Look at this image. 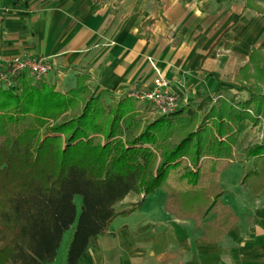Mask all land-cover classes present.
<instances>
[{"label":"trees","instance_id":"obj_1","mask_svg":"<svg viewBox=\"0 0 264 264\" xmlns=\"http://www.w3.org/2000/svg\"><path fill=\"white\" fill-rule=\"evenodd\" d=\"M245 8L264 13V0H245ZM1 73L7 79L0 80V264H48L74 222L66 264H78L91 237L139 208L183 163L178 178L189 188L170 191L165 210L195 224L216 210L204 230L208 242L238 221L219 200L216 161L209 159L203 167L202 159L232 158L235 126L246 120L256 125L264 117L259 86L264 84V46L253 48L238 70L247 97H220L200 115L177 107L143 119L130 92L119 97L108 89L94 93L86 73L76 75L75 86L67 91L27 73L11 75L7 67L0 66ZM243 152L254 163L241 181L264 178V136ZM205 180L206 190L200 187ZM129 192L141 198L117 208ZM76 195L82 200L78 215Z\"/></svg>","mask_w":264,"mask_h":264},{"label":"crops","instance_id":"obj_2","mask_svg":"<svg viewBox=\"0 0 264 264\" xmlns=\"http://www.w3.org/2000/svg\"><path fill=\"white\" fill-rule=\"evenodd\" d=\"M262 45L264 15L245 8V0H0L1 58L45 57L53 69L44 79L56 89L73 88L76 75L86 73L92 92L108 89L117 97L151 87L156 76L151 59L187 115H200L220 97L245 91L239 90L238 70ZM244 122L236 125V134ZM234 147L230 159H202L205 167L209 159L216 161L219 181L228 179L237 161L244 173L253 166L254 158L243 152L247 146L240 160ZM241 183L239 203L220 200L238 221L214 242L203 234L216 210L195 224L166 211L164 203L170 219L156 221V229L148 218L133 221L147 195L130 215L116 217L104 234L91 237L78 264H264V178ZM140 198L129 192L116 206Z\"/></svg>","mask_w":264,"mask_h":264},{"label":"rangeland","instance_id":"obj_3","mask_svg":"<svg viewBox=\"0 0 264 264\" xmlns=\"http://www.w3.org/2000/svg\"><path fill=\"white\" fill-rule=\"evenodd\" d=\"M250 10H252V9H250ZM252 11H254V10H252ZM254 12H256V11H254ZM256 13H258V12H256ZM258 14L264 15V13H258ZM244 23H246V22H244ZM259 44L260 43H256V45H259ZM263 46L264 45H262L261 47H263ZM261 47H258V48H261ZM259 86L261 87V90L264 92V84H260ZM231 93H233V92H231ZM245 95H246L245 91H240L239 93H237L236 96L238 99H242L245 97ZM178 99L179 98L177 97L176 98L177 107H178ZM135 106L137 107L136 113L139 116H141L143 119L151 120V119L155 118L156 116H158V114H155L154 112H152L151 107L145 103H142L140 101H136ZM235 129H236V126H235L234 130ZM235 134H236V130H235ZM263 136H264V117L261 118L259 123L256 125H254L250 121H248V122H244L243 125L239 126L237 128V134H236L238 141H237V144L234 145L235 146L234 148L236 149L235 151L239 150L240 152H235V157H236L235 159L240 160L241 158H243L244 157V155L242 153L243 147H246V146L248 147V146L252 145L254 142L261 140ZM187 161H189V160L186 159V162ZM248 162L250 164V161H248ZM183 165H184V163L180 167H178L177 169H173L170 171V173L167 177V181H166L165 186L157 188L154 192H152L148 195V197L145 200L143 207L139 211H137L133 215V217L131 218L133 221H135L136 219L148 218L151 222H153V224H155V229L157 227H159V224L157 223L159 220H165V222L169 221L170 217L168 214H166V212L163 209V204L165 203L166 192L169 193L172 190L184 191L187 188H189V185L186 184L184 180H181L178 178L179 175L183 172ZM189 167L192 170H195L193 168V166L190 164H189ZM203 167H205V166H203ZM243 167L244 166L242 165V163L237 161L235 164L230 166L231 170H229L228 179H220V181L218 179L219 173H216L217 178L215 180L216 183H214V186L215 187L218 186V188L222 191V194L220 195L219 200L224 201L225 198L226 199L232 198L233 200L235 199V201H234L235 203H239L241 201V199L237 196V193L242 189V186H240V185L242 184L241 180L245 174L243 172V169H242ZM236 178H238V180H240V181H237L238 182L237 187H235V186L229 187V185L234 184L233 181H235ZM225 181H228L231 183L225 184ZM207 186H208L207 180L202 181L200 184V187H202L205 190H206ZM226 189L228 191H225ZM74 203L76 205V211H77V215H78L82 209V200H81V197L79 195H76L74 197ZM116 207L119 208L120 206H116ZM235 208L237 210L239 209V211H240L239 206L236 205ZM214 215H215V212L210 213L209 216L206 218L208 219L209 217H214ZM119 221H121L120 218L115 220L114 225H117L116 223H118ZM75 225H76V222H74L63 233L62 240H61L60 246L57 250L56 256L48 264H66L67 250H68L69 244H70L72 236H73Z\"/></svg>","mask_w":264,"mask_h":264},{"label":"built area","instance_id":"obj_4","mask_svg":"<svg viewBox=\"0 0 264 264\" xmlns=\"http://www.w3.org/2000/svg\"><path fill=\"white\" fill-rule=\"evenodd\" d=\"M149 61L156 71L151 87L139 91L132 90L129 96L136 101L149 105L155 114L164 115L174 112L177 109V95L171 91L169 80L161 75L151 59ZM0 66L7 67L11 75L27 73L35 80L45 78L53 69V64L49 59L30 56L0 57ZM6 79L7 76L1 73L0 80Z\"/></svg>","mask_w":264,"mask_h":264}]
</instances>
